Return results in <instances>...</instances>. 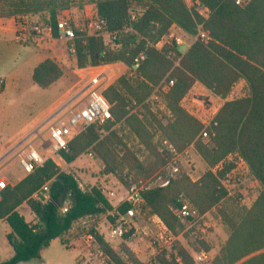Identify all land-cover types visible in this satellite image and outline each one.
<instances>
[{
  "label": "trees",
  "instance_id": "trees-1",
  "mask_svg": "<svg viewBox=\"0 0 264 264\" xmlns=\"http://www.w3.org/2000/svg\"><path fill=\"white\" fill-rule=\"evenodd\" d=\"M83 1L0 0V17L18 19L29 15L42 28L52 26L55 38L59 37L57 15L70 9L77 35L74 56L79 68L118 62L132 68L137 55L145 53L139 69L143 79L121 76L103 91L112 104V120L103 125L93 124L76 136L69 143L68 152H63L65 161L71 164L92 149L104 164L102 173L114 174L130 187L133 183L128 179L130 174L136 180L146 179L167 163L169 155L159 151L154 139L158 131L179 151L193 145L207 165L199 180L194 182L181 170L168 186L142 192L148 207L179 233L182 223L173 213L178 198L184 195L202 214L220 205L227 191L220 187V176L211 169L237 152L247 162L261 192L238 219L221 211L231 233L214 264H264V0H250L246 6L236 4V0H192V5L187 0H97V14L107 20L108 30L119 32L112 48L102 38L87 37L80 31L85 23ZM196 1L209 9L208 16L197 11ZM134 2L145 11L138 21L130 23ZM173 24L192 38L197 37L201 25L211 38L206 42L195 40L184 54L176 49L180 58L176 67L165 54L146 46L148 41L159 40ZM127 28L130 29L125 32ZM63 74L62 67L48 58L35 67L32 79L38 87L46 89ZM241 80L248 86V95L224 102L214 119L217 125L209 127L210 140L204 143L199 137L203 124L181 106V101L197 82L225 100ZM155 87H159L173 115L167 124L144 103ZM3 90L1 82L0 93ZM119 123H124L144 147L147 153L144 160L113 129ZM117 147L122 149L121 154ZM66 203L68 211L62 213ZM24 204L30 206L35 223L27 221L20 212ZM126 207L120 210L124 212ZM112 209L100 190L81 189L73 174L61 171L53 160L47 159L17 184H7L1 189L0 221L10 228L6 237L13 256L0 264L38 259L41 251L58 238L68 248L64 236L75 222L106 215ZM96 246L110 257L112 264H143L126 245L117 252L97 235ZM203 246L210 249L208 244ZM158 260L160 264H194L193 256L181 242L170 259L159 255Z\"/></svg>",
  "mask_w": 264,
  "mask_h": 264
},
{
  "label": "rangeland",
  "instance_id": "rangeland-1",
  "mask_svg": "<svg viewBox=\"0 0 264 264\" xmlns=\"http://www.w3.org/2000/svg\"><path fill=\"white\" fill-rule=\"evenodd\" d=\"M190 5H192V2H190ZM133 7H137V5H134ZM5 30L14 32L13 30H16V28H14V25L11 24L9 26H6ZM40 35V37H42V40L35 42L32 41L30 44L17 41L15 34L13 33L0 35V83H5V90L0 93L1 152L4 151L2 149L7 145V142L11 137L16 135L21 128L35 119L39 113L44 111L41 115V118H45V121L38 128H36L35 132L37 133V136L33 137L32 143L34 144V148L37 149L40 154L45 157H49L51 154L49 127L55 122L54 120H57L58 118H61L63 121L67 120V114L65 112L62 113L60 117L52 120L56 115V111H58L65 104V102H67V100L71 98V96H75L78 90H80L81 93L80 95L78 94L79 99L77 101V105H81L85 100V95H83V92L87 88L94 85L100 90L104 86L116 82V80L119 77L123 76L122 74L127 70L125 67L126 65L118 62L110 67H103L95 70L93 75H89L88 71H85L82 74V77H80L75 72L77 70V62L74 54L69 50L70 42L65 39H53L47 34L46 30L44 29L41 30ZM112 45L113 44H110L111 48ZM186 50L187 49L185 47L181 49L183 53H185ZM46 56L54 59L62 67L64 75L60 78L56 85L43 89L35 84L32 79V73L34 68ZM100 71H104L109 79L103 81L102 78H99V82L92 81L94 76H96ZM63 89H69L68 94L65 95L56 104L52 105L53 101L61 94V91ZM154 90L155 89L153 88L151 94ZM248 91L249 90L246 82L244 80H241L233 87V90L230 94V99L245 97L248 95ZM199 94L200 91L198 89H195L189 95L187 94L181 101V106L186 110L187 108H189V104H191V102L193 103L194 98L202 101V104L205 107L206 105L208 106V104L212 103H209L207 97L200 96ZM162 100V104L159 108L156 109V112H153L150 108L149 101H145L144 103L150 108L151 112L154 115L161 119L164 124H167L170 120H173V115L168 109L166 98L163 95ZM221 103V100H217L214 105L215 107H218ZM113 129L117 130L123 141L134 152L137 153L141 160L145 159L147 153L145 152L144 147L140 144L139 140L136 138L133 132L124 123L115 125ZM15 138L13 139L11 144L15 143L16 140H19L18 138ZM154 139L156 144L158 145L159 151L161 153H166L165 151H161V142L164 139L169 141V139L163 135L162 131H158ZM203 142L207 143L208 141ZM15 147L17 148L18 144L17 146L15 145ZM89 150L93 152V158H89L87 156V150L73 163L68 164L67 167L63 168V171L73 174L82 184L84 190H90L93 187L100 186V179H102L104 175H109L110 178L107 179L109 181L113 182L114 179H117V181L120 182L116 175L102 173L104 170L103 162L96 157V154L92 149ZM12 151L13 150H10L7 155ZM24 151L22 150L20 153H23ZM117 151L120 154L122 153V149L120 147H117ZM177 151L179 153V164L181 163V170H184L187 174H189L194 182L199 180V178L207 170V165L203 161L201 156L195 151L193 145L186 147L182 151H179L177 149ZM19 156L20 154H18V156H14L13 159H6L4 162L0 159V170H2V177L5 176L9 180L10 177L12 175H15L18 171L20 172V174H23V168L19 163ZM168 161L158 172H156L149 178L136 180L134 175L130 174L132 176V184H149L156 186L158 184L156 181V176L167 171L166 166L168 164ZM7 165H9L8 168L4 169V167H6ZM174 178H172V180ZM10 181L13 182V180L11 179ZM246 183L251 184V186L255 187V189H252L251 191L254 192V194H257L259 197L261 186L253 181L252 178H249ZM114 186L118 188V185L114 184ZM123 186L127 187L125 185ZM245 209L248 208L241 207L235 202L232 197L226 196V198L220 203V205L208 211V218L213 223L214 228L211 231V236L206 242H196L189 235V233L185 231L186 227L181 222V231L179 233L175 232L178 241L173 247L172 253L176 254L178 243L181 242V244L192 256L195 253H199L202 251L209 253L207 260L201 263H196L194 261V264H214L215 258L219 255L221 248L224 246L231 233L229 226L224 221L221 211H225L229 216L238 219ZM22 211L23 213H25V217L29 222H35L36 218L31 213L30 206L28 204L24 205ZM106 216L107 214L85 217L82 220H78L77 222H75L72 229L64 236V239L67 241L68 248L61 243H55V245L51 247V250L54 251V256L59 257L66 264H75L74 258L80 252L78 257L79 264H99L101 259L97 255V247L95 244H88L85 240V235L90 230H98L104 227V225L106 224ZM144 226V228L139 229L138 233L134 237L128 239L127 243L113 241L108 244L117 252H121L122 247L126 245L131 250V252L135 254L136 257L140 258L143 264H148L150 262V258L154 254V248L151 243L153 239V226L148 220L147 222H145ZM9 231V226L7 225V223L0 221L1 263L8 261L13 256V249L6 237ZM203 243L208 244L210 249L207 250L203 246ZM20 264H40V262L38 259H33L31 261L22 262Z\"/></svg>",
  "mask_w": 264,
  "mask_h": 264
},
{
  "label": "built area",
  "instance_id": "built-area-1",
  "mask_svg": "<svg viewBox=\"0 0 264 264\" xmlns=\"http://www.w3.org/2000/svg\"><path fill=\"white\" fill-rule=\"evenodd\" d=\"M249 1L250 0H236V4L246 6ZM190 2H192V0H187L189 5ZM195 5L197 6L196 9L199 13L208 16L210 11L206 6L200 5L198 1L195 2ZM144 11L145 10L142 7H132L129 15L130 23L138 21ZM15 22V37L17 41L30 44L32 41L35 42L42 40L40 34L41 30L44 29L53 39H65L69 41V50L71 53H75L74 40L77 35L73 25L71 24V12L69 9H64L57 15L56 27L59 31L58 38L53 36L52 26L49 25L46 26V28H42L38 22L33 20L29 15H24L15 19ZM129 29L130 28H127L125 32ZM80 31L87 37L95 36L102 38L105 45L109 47L110 44H113L112 47L116 45L119 36V32H111L108 30L107 20L100 17L97 13L85 15V23L82 25ZM197 39L206 42L211 38L204 32L201 25H199L197 37L192 38L178 25L173 24L159 40L156 42L148 41L146 46L153 47L157 51L165 54V56L174 63V67H176L179 66L180 62L177 52L179 51L184 54L181 49L184 47L189 49L192 43ZM176 49L178 51H176ZM144 59L145 53L142 51L134 59L132 68H129L127 65L125 66L127 70L122 75H126L132 80L143 79L139 69ZM112 65L113 64L86 68L77 67L76 74L82 77V74L85 71H88L89 75H93L95 70L103 67H110ZM99 78H102L103 81L109 79L104 71H100L96 76H94L92 81L99 82ZM173 83L174 81H171V85H173ZM110 85L112 84H108L100 90L94 85L87 88L83 92L85 100L79 106L77 105V101L79 99L78 94L80 95L81 92L78 90L73 98V100H76L75 106L67 111V120L63 121L61 118H58L57 120H54L55 122L49 127L50 156H43L32 146H29V150L27 152L24 151L22 155L19 156V163L26 175L32 173L37 167L43 166L47 159L53 160L56 166L63 171V168L68 166V163L63 157V152H68L69 143L89 126L93 124L103 125L112 120V104L103 93V91ZM154 89L155 90L146 101L150 102V108L153 112H156V109L160 107L163 100L159 87H155ZM230 96L231 95H229L225 100L222 99L223 104L226 100H232L230 99ZM201 104L202 101L194 98L193 103L191 102V104H189V108L186 110L191 116L195 117L203 124L204 129L200 134L201 140L209 141L211 137L209 127L211 124L217 125V123L214 122V119L220 109L212 106V103L208 104V106L206 105V107ZM161 145V151H165L169 155V161L166 166L167 171L165 168V173H161L156 176V181L158 183L156 186L149 184H132L130 187H124L119 181H117V179H114L113 182L107 180L110 178L109 175H104V177L100 179L101 181L99 180L101 185L96 186V188L107 197V199L111 202L113 209L107 214L106 224L104 227L87 232L85 240L88 244L91 243L96 245L97 235L101 236L106 243L113 241L127 243L128 239L134 237L138 233L139 229L145 227L144 224L148 220L153 226V239L151 243L154 248V254L150 258V262L148 264H160L158 260L159 255H164L166 259L171 258V255L173 254V247L176 245L178 238L175 232L164 222V220L158 214L154 213L150 207H148L146 200L142 196V192L146 189L154 187L163 188L168 186L172 178H174L177 173L181 171L179 153L175 146L166 139L162 140ZM86 154L89 158H93V152L91 150H88ZM225 165H229L230 168H225ZM211 171L215 175L220 176V187L225 189L227 191V196L232 197L241 207L249 208L256 202L258 195L251 191L252 189H255V187L246 183L249 178H252L249 166L244 158H242L237 152L229 154L225 160L212 168ZM128 178L129 180H132L131 175H129ZM252 180L260 185L257 180L253 178ZM77 182L79 183L80 188L84 190L82 184L78 180ZM4 183L5 181L1 182V185ZM114 184L118 185V188H116ZM6 185L7 184H5L1 189H3ZM44 190L47 191V188ZM46 197L47 193H45V198ZM124 205H127V207L124 212H122L120 208ZM68 208L69 205L66 203L62 207V213H66ZM173 213L185 225V231L188 232L196 242H206L211 236V231L214 226L208 218L209 214L200 213L199 210L195 208L190 200L184 195H181L178 198L177 204L173 208ZM96 252L101 259L99 264H112L110 257L101 249L97 247ZM208 255V252L202 251L195 253L193 258L196 263H201L208 259ZM177 260L180 262V259Z\"/></svg>",
  "mask_w": 264,
  "mask_h": 264
},
{
  "label": "crops",
  "instance_id": "crops-1",
  "mask_svg": "<svg viewBox=\"0 0 264 264\" xmlns=\"http://www.w3.org/2000/svg\"><path fill=\"white\" fill-rule=\"evenodd\" d=\"M96 1L97 0H84L83 1V18L85 19V15H89V14H96L97 13V6H96ZM134 5H137V7H142L140 5H138L136 2L133 3L132 7ZM70 10V9H69ZM71 12V10H70ZM72 16V14H71ZM15 19L14 18H5V17H0V35H6V34H9V33H13L15 34V30H13L14 32H11L9 30H5L6 26H9L11 24L14 25V28L15 27ZM7 24V25H5ZM187 49V48H186ZM188 50V49H187ZM186 50V51H187ZM50 57L46 56L44 57V59L41 61L43 62L44 60L48 59ZM52 59V58H51ZM40 62V63H41ZM39 63V64H40ZM38 64V65H39ZM37 65V66H38ZM78 67V66H77ZM35 69V68H34ZM34 71V70H33ZM64 72V71H63ZM76 72V71H75ZM33 74V73H32ZM64 75V74H63ZM60 80V79H59ZM58 80V81H59ZM56 81L54 84H52L51 86L53 85H56V83L58 82ZM4 83V82H3ZM50 86V87H51ZM49 88V87H48ZM195 89H198L200 91V96H205L208 98L209 102H212V106L215 107L214 103L217 102V100H221L222 103L220 104V106H218V109H220L223 105V100L220 98V97H217L216 95H214L212 92H210L208 89H206L202 84L200 83H196L192 89L190 90V92L188 93L191 94ZM4 90H5V83H4ZM3 90V91H4ZM69 89H63L61 91V94L53 101L52 105L56 104L59 100H61L65 95L68 94V91ZM2 91V92H3ZM75 96H71L70 99L67 100V102H65V104L58 110L56 111V115L53 117L52 120L56 119L57 117H60L62 115V113H66L67 116H68V113L67 111L72 108L73 106H75V103H76V100H73ZM66 106V107H65ZM44 112V111H43ZM39 113L35 119H33L31 122L27 123L23 128H21L18 133L16 135H14L13 137H11L9 139V141L7 142V145L2 149L4 150L3 152L0 151V159L4 162L6 159H13L14 156H18V154L22 155V153H20L22 150L25 152H27L29 150V146H32L34 147V144L32 143V139L34 136H37V133L35 132L36 128H38L44 121H45V118H41V115L42 113ZM42 119V120H41ZM17 136V137H16ZM18 138L19 140H16L15 143L11 144V142L13 141L14 138ZM15 138V139H16ZM18 144V147L16 148L15 145L17 146ZM26 148V149H25ZM10 150H13L10 154L7 155V153L10 151ZM18 151V152H17ZM6 155V157H5ZM14 155V156H13ZM0 160V161H1ZM11 164V163H10ZM9 164V165H10ZM7 165L6 167H4V169H7L8 166ZM2 170H0V189L5 185V184H10V185H15L17 184L19 181H21L25 176L26 174L24 173V170H23V174H20V172L18 171L15 175H12L10 177L12 181H10V179L8 180L7 177H2ZM3 181H6L4 184L1 185V182ZM36 197V196H35ZM25 205V204H24ZM21 206L20 208V212L24 215L25 217V213H23L22 211V208L24 207ZM27 205V204H26ZM31 211V209H30ZM32 213V211H31ZM33 214V213H32ZM34 215V214H33ZM35 217V215H34ZM26 218V217H25ZM27 220V219H26ZM82 220V219H80ZM28 221V220H27ZM36 222V220H35ZM34 222V223H35ZM6 223V222H5ZM10 230V228H9ZM55 243H61L62 244V241L61 239H55L53 240L50 245L46 248H44L42 251H41V256L40 258H38L40 264H43V263H46V264H66L65 262H63L59 257H55L54 256V251L51 250L53 247V245H55ZM79 254L80 252L75 256V264H79ZM140 259V258H139ZM1 263V261H0Z\"/></svg>",
  "mask_w": 264,
  "mask_h": 264
}]
</instances>
